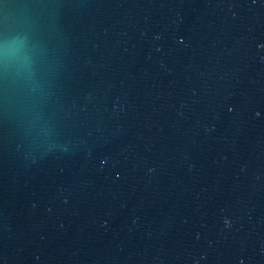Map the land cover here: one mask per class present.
<instances>
[{
  "label": "water",
  "instance_id": "1",
  "mask_svg": "<svg viewBox=\"0 0 264 264\" xmlns=\"http://www.w3.org/2000/svg\"><path fill=\"white\" fill-rule=\"evenodd\" d=\"M0 264H264V0H0Z\"/></svg>",
  "mask_w": 264,
  "mask_h": 264
}]
</instances>
